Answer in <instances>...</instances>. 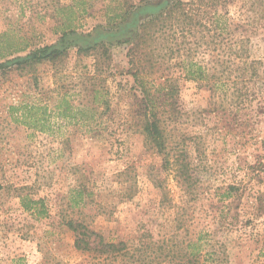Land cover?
I'll return each instance as SVG.
<instances>
[{
  "label": "rangeland",
  "instance_id": "rangeland-1",
  "mask_svg": "<svg viewBox=\"0 0 264 264\" xmlns=\"http://www.w3.org/2000/svg\"><path fill=\"white\" fill-rule=\"evenodd\" d=\"M159 1L0 0V62L54 43L62 17L87 33ZM182 12L191 17L184 24ZM162 13L138 32L161 35V54L167 42L183 55L159 58L156 84L188 61L231 69L227 94L178 79L175 113L163 112L168 149L186 156L191 189L137 130L132 44L11 68L0 73V264H173L177 239L200 229L224 244L226 264H264V0H170ZM21 187L43 199L47 215L22 207ZM69 219L122 242L125 254L75 248Z\"/></svg>",
  "mask_w": 264,
  "mask_h": 264
},
{
  "label": "trees",
  "instance_id": "trees-1",
  "mask_svg": "<svg viewBox=\"0 0 264 264\" xmlns=\"http://www.w3.org/2000/svg\"><path fill=\"white\" fill-rule=\"evenodd\" d=\"M170 0H161L159 2H147L139 4L133 9L128 10L124 14V18L116 28L95 27L91 32L80 33L75 30L72 17H62L57 19L56 33L59 34L56 41L52 44H47L38 49L32 50L24 55H16L10 59L0 62V73H5L11 68L23 69L33 67L37 63L44 61H52L67 57L71 50H75L76 54L88 55L90 53H99L101 55H109L108 45L111 43H130L128 56L131 64V74L134 78L136 87L139 92V126L138 132L143 135V140L148 147L153 148L159 155L162 156L164 164L176 165V171L182 182L185 184V190L191 189L193 177L190 173L189 165L186 161H179L180 156L186 158L184 153L174 155L168 149V136L164 121L167 120L163 112L168 114V118H172L175 112L172 110L177 104L176 95L179 90L178 79L185 78L188 80L204 81L205 85L211 90H219L225 94L231 92L230 83L228 80L231 69L227 66L215 67L210 69L198 62L181 63L180 75L177 77L166 76L163 83H155V78L152 75L162 69L160 66V57L167 55H180L183 53L179 47L168 45L167 42L164 52L155 44L164 38L157 35L155 32L141 33L138 32L139 27L145 24L150 25L159 19L163 18V9L167 7ZM67 6H60L58 10H64ZM120 15H117L119 17ZM168 16H171L168 14ZM151 17L149 21L142 19ZM179 17V16H176ZM186 19L191 20L190 16L183 14L177 18L181 24L186 22ZM141 43H146L145 50H137ZM29 44L26 43L22 47L16 48V51H23ZM1 57L5 54L0 53ZM144 62V64H143ZM245 71V69H244ZM257 75L256 69L253 68L250 75ZM213 81H210L212 80ZM96 98V95H93ZM166 106L170 110H167ZM161 107V110L159 108ZM174 161V163H172ZM178 164V166H177ZM234 188V187H231ZM22 187L18 188V196L22 207L37 216L47 215V209L44 206L43 199L32 198L28 193H22ZM229 194V193H227ZM261 199V198H260ZM66 225L74 233V246L77 249L85 251H94L107 256L124 255L125 244L122 242L113 243L111 241L104 242L101 234L89 229V227L79 221L69 219ZM213 237L208 230L200 229L195 238L184 236L177 239V248L173 251L176 255L173 256V264H226L228 258L224 244L217 241L213 243ZM218 244V246H216ZM223 245V247H222ZM161 249V247H159ZM143 262L146 258L142 259ZM152 259H149L151 262Z\"/></svg>",
  "mask_w": 264,
  "mask_h": 264
}]
</instances>
